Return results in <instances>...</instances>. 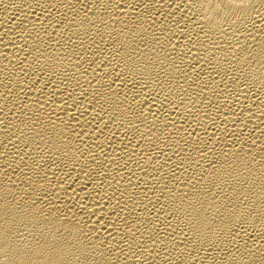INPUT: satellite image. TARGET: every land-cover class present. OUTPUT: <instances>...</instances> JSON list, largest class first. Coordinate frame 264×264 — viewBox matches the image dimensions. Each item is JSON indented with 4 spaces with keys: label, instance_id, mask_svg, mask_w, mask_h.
<instances>
[{
    "label": "bare ground",
    "instance_id": "bare-ground-1",
    "mask_svg": "<svg viewBox=\"0 0 264 264\" xmlns=\"http://www.w3.org/2000/svg\"><path fill=\"white\" fill-rule=\"evenodd\" d=\"M0 264H264V0H0Z\"/></svg>",
    "mask_w": 264,
    "mask_h": 264
}]
</instances>
